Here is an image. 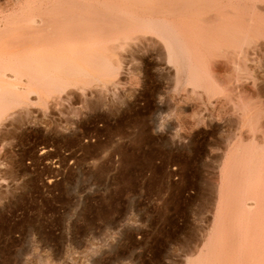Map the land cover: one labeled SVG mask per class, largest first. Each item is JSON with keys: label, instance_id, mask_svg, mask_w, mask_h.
<instances>
[{"label": "rangeland", "instance_id": "374dc122", "mask_svg": "<svg viewBox=\"0 0 264 264\" xmlns=\"http://www.w3.org/2000/svg\"><path fill=\"white\" fill-rule=\"evenodd\" d=\"M47 1L0 0L16 61L28 16L85 2ZM96 1L106 70L80 56L85 73L49 89L3 72L18 102L0 118V264H264V1L193 11L191 55L174 60L117 26L124 5L148 18L155 2Z\"/></svg>", "mask_w": 264, "mask_h": 264}, {"label": "bare ground", "instance_id": "6f19581e", "mask_svg": "<svg viewBox=\"0 0 264 264\" xmlns=\"http://www.w3.org/2000/svg\"><path fill=\"white\" fill-rule=\"evenodd\" d=\"M49 1H47V2H49ZM90 1L85 0L84 3L81 2L82 4L81 3L78 4V5L82 6V7L80 6L81 9L80 8L79 9L78 8L63 9L64 3L58 2V3H56V7L54 8L56 11L46 12L47 16H45L44 18H41V19H39L37 16H28V14L31 12L28 10L29 13H27V15H26L28 17H27V19H25L24 22L27 23V26L29 28V32H31L30 34L28 33L29 34L28 44H30V43H33V44H32V46L30 45L31 48L28 49L26 59L24 60V58H23L24 61L23 60L22 61H16L14 59L15 58L14 55H16V53L14 54V52L9 48L8 49L3 48L4 47L3 44L0 43V86L2 85L0 88V118L3 116V113H5L9 108H11L15 103L18 102L17 95H15V93L13 91H8L6 88H2L3 84L6 83V82L4 83V81H3L5 78V74L3 72H5L7 70H13L14 73L16 72L18 74H20L22 72H26L27 75L30 76L31 80L33 81V84L36 83L37 85H40L41 87H45V88L57 86L58 84L62 83V79H61L62 76L72 77L75 74L76 75L77 74L83 75L85 73L86 69H85V67L79 65V62L77 63V60H78V58H80V56L85 57L84 63L89 64L90 61L100 62L101 68L103 70H106L107 66L105 64L107 61L106 57H107V50L108 49L106 50V48H104L103 43L105 41L101 39L102 35H104L105 32L102 31V29H100V30L97 29L96 24H98V21L94 20L93 18H91L89 16L94 11L97 12V10H98L97 7H96L97 10L94 9V6H96V5L90 3ZM107 1L108 0H106L105 2H107ZM110 1L111 0H109L108 2H110ZM143 1H145L146 3H150V4H153L154 2L156 3L157 8L156 9L153 8L154 10H156L155 15H153V17L148 15L149 16L148 18L146 17L147 15L145 17H143L142 15H140L143 12L140 13L137 7H136L137 9L135 8V10H134L135 6L131 7L125 3L126 5H124L123 8H120L123 10V11L122 10L120 11V12H122L120 14H122V17L124 16V20H121L119 18V20H121V21H119V24L122 23V21H124L123 22L124 26L122 24L121 25L118 24L117 25L118 28H120L122 26V28H124V30H125L124 31L122 29L124 32L128 31L131 34H132V32L137 33V31H142V29L144 31H148V32L151 31V33L153 32L154 34L158 35L159 37H161L164 40V42L166 43L167 49H168V54L174 60V59H177L178 57L179 58L180 57L186 58V56L191 55V52L188 51V49L186 50V48L188 47L187 46L188 44H187L186 39H185V38H187L186 37V28H187V30H190V29H188V27H187V21L189 22V20H185V19L188 15L193 13V11L196 12L195 10H197L198 12L199 11L201 12L200 9H206V10H208V12H210V10L213 11V9H215L216 11H217V9H219V10L222 9L221 10L222 12H224L223 9H231V11L232 10H234V11L238 10L239 11L241 9L243 11L244 10L243 7H246L247 5L246 6H242V5L249 4L250 2H252V3L256 2V4H257L258 3L257 1H264V0H220V1L219 0L218 1L217 0H139L138 2L144 3ZM43 2H41V3L39 2V3L42 4ZM72 2H74L75 5L77 4L76 0L72 1ZM96 2H98V0ZM112 2H115V1H112ZM236 2H239L240 4H236ZM53 3H55V2H53ZM99 3H98V5H99ZM101 3L104 4V2H101ZM122 3H124V2H122ZM32 4H33V6L35 5L34 2ZM111 4L114 5L113 3H111ZM51 5H53V4H51ZM118 5L119 4L114 5L115 7H112L111 9L114 8V10L115 9L117 10L119 8ZM105 6H108V4ZM109 6L111 7V5H109ZM116 6L118 8H116ZM251 6H252V4H251ZM251 6L248 5L249 9ZM59 7H63V8L59 9ZM103 7H104V5H103ZM82 8H84L86 10L87 15L75 14L77 10L82 11L83 10ZM98 8H99V6H98ZM261 8L262 7H260V9ZM46 9H48V8H46ZM106 9H108V8H106ZM120 9H118V10H120ZM251 9L253 10V8H251ZM114 10H113V12H114ZM33 11H34V9H33ZM33 11H32V13H33ZM253 11H252L251 16L257 15V14L253 15L254 14ZM110 12H112V10H110L109 13ZM208 12H207V14H208ZM250 12H251V10L249 11V13ZM118 13H116V14L120 16V14H118ZM231 13H233V12H231ZM238 13L240 14L241 12H238ZM40 14H41V12H40ZM40 14H38V15H40ZM106 14H108L107 11H106ZM144 14H146V13H144ZM115 15H114V17H117ZM17 17H16L17 19H19L20 17L23 18L22 16H17ZM97 17H99V16H97ZM104 17H105V15H104ZM107 17H110V15ZM111 17H113V16H111ZM17 19H15V20H17ZM117 20H118V18H117ZM106 21H108V20H106ZM209 21H211V20H209ZM250 22H251V20H250ZM212 23H213V21H212ZM193 28H194V26H193ZM220 29H221V27H220ZM25 30H27V29H25ZM4 33H6V32H4ZM1 34H0V36H1ZM11 35H13V34H11ZM121 35H120V38L123 37L124 34L122 36ZM107 36H108V34H107ZM3 38L5 39L6 37H3ZM120 38H118V39H120ZM112 39L114 40V38H112ZM112 39H109L108 41H110ZM11 43H12V41H11ZM106 43H107V39H106ZM25 45H27V44H25ZM27 46H29V45H27ZM197 49L199 50V48H197ZM20 52H21V50H20ZM23 52H22V54H23ZM17 53L19 54V52H17ZM196 53L199 54V52H196ZM22 57H24V56L22 55ZM190 60H191V58H190ZM185 61H187V59ZM91 64L92 63H90V65ZM184 64H185V62H184ZM216 64H218V63H216ZM185 66H187V65H185ZM188 69H189V67H188ZM184 70H186V69L184 68ZM16 76H17V74H16ZM69 83H71V82H69ZM75 83L76 82H74L73 84H75ZM10 84H11V82H10ZM13 85H14V83H13ZM62 86H64V85H62ZM87 87H89V86H87ZM10 88H12V89L14 88L16 90H19V88L16 86L15 87L12 86ZM29 90H30V88H29ZM51 92H53V91H51ZM27 93L37 94L38 92L32 91V89H31ZM41 96L43 97V95H41ZM43 100H44V97H43ZM259 169H260V167H259ZM260 171H259V173H260ZM259 178H257V179H259ZM211 258L212 257L208 256L207 259L204 260V262L202 261L203 264H218L219 263V260L215 259V257H213L212 259ZM203 259L204 258L202 257L201 260H203Z\"/></svg>", "mask_w": 264, "mask_h": 264}]
</instances>
